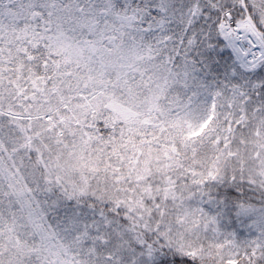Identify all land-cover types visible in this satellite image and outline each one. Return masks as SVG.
<instances>
[{
  "label": "snow or ice",
  "instance_id": "6c2138e0",
  "mask_svg": "<svg viewBox=\"0 0 264 264\" xmlns=\"http://www.w3.org/2000/svg\"><path fill=\"white\" fill-rule=\"evenodd\" d=\"M0 264H264V0H0Z\"/></svg>",
  "mask_w": 264,
  "mask_h": 264
}]
</instances>
